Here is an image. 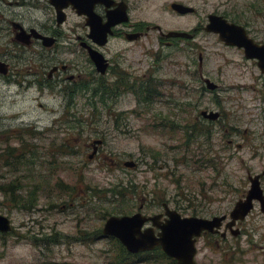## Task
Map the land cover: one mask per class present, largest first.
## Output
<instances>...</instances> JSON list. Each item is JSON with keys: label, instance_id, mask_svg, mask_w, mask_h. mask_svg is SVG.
I'll list each match as a JSON object with an SVG mask.
<instances>
[{"label": "rangeland", "instance_id": "374dc122", "mask_svg": "<svg viewBox=\"0 0 264 264\" xmlns=\"http://www.w3.org/2000/svg\"><path fill=\"white\" fill-rule=\"evenodd\" d=\"M171 3L196 14L179 18ZM134 9V20L150 26L147 36L110 42L106 58L131 64L138 79H152L151 105L145 96L139 104L128 96L109 101L108 110L99 81L70 96L58 86L39 92L36 84L20 89L0 78V216L12 225L11 234L0 235V264H123L115 241L88 242L110 217L134 214L142 201L148 215L161 214L163 204L182 217L228 215L249 190L248 173L261 174L264 166L254 157L264 151L252 150L264 144V75L256 62L201 30L193 41L167 47L152 29L189 34L216 15L264 45V0H136ZM64 49L72 51L63 45L43 51V58L81 63ZM203 79L217 89L206 90ZM205 112L218 113L220 121H206ZM207 129L213 145L200 148L212 136ZM95 142L102 144L93 156ZM128 162L136 168H125ZM241 229L237 241L220 247L203 239L198 263L264 264L258 206Z\"/></svg>", "mask_w": 264, "mask_h": 264}, {"label": "flooded vegetation", "instance_id": "af4514ba", "mask_svg": "<svg viewBox=\"0 0 264 264\" xmlns=\"http://www.w3.org/2000/svg\"><path fill=\"white\" fill-rule=\"evenodd\" d=\"M135 1L136 0H0V41L2 39H6L7 41H5L6 49H0V78L4 80L3 83L5 85H14L20 89L36 84L39 92H42V89L50 90L58 86L62 88L64 93L70 96L84 87L88 91L87 86L99 81L98 91L101 95L100 99L103 101L104 107L108 110H110V106L107 105L109 101L114 103L121 97L128 96L135 97L138 104L140 103L138 99H141L140 95L145 96L149 105H151L153 98L157 97L154 87L149 83L152 82V79H149L148 82L145 79H138L134 76V70L131 64L106 58L107 52L105 50L110 42L133 44L135 41H130L128 38L129 36L142 35L141 38L147 36L150 30L148 27L150 26L146 23L134 20L133 13L135 10ZM172 5L188 7L182 3H171L170 10ZM193 10V13L186 15H179L171 11L177 17L184 18L187 16H195L196 11L195 9ZM209 16H207L204 25L198 24L195 26L203 28L199 30L195 29L189 34L186 33L193 37L191 40L166 39L161 37L160 32L154 28L152 30L159 34L160 39L164 42L163 45L171 47L177 40L193 41L196 38L197 32L200 30L205 34H209L204 31L208 25L207 21ZM64 27H66L67 31H64ZM106 27H109V29H106ZM43 38H45L46 41H44ZM62 44L72 50L64 49V51L71 56L74 55L78 57L81 60L80 64L63 65L59 63L60 61L52 62L43 58L44 52L51 53L60 46H63ZM2 50L4 51L2 52ZM89 51L96 52L102 56L104 60L102 66H104V68H102V66L97 68L96 64L89 56ZM199 63V69L201 71V59H199ZM72 71H75L76 76L70 74ZM261 74L264 75L263 73ZM31 78H34L35 81H31ZM205 80L206 79H203V82L206 90H208ZM64 82H67V84ZM96 93L98 92H95V94ZM211 113L212 112H207L206 115H210ZM212 114H216L217 119L220 117L218 113ZM202 118L206 119V121L208 120L206 117ZM219 121L220 120L215 123ZM208 122L213 121L208 120ZM204 129V127L199 129V141L205 133L203 131ZM206 132L208 134L211 133L212 136L210 139H205V142L202 145L200 144V148L205 144L206 146L213 145L212 142L215 134L213 135L211 129H207ZM227 145L231 147L232 142L228 140ZM90 148L92 152L98 150V146L94 147L93 144ZM237 150L241 151L242 146H238ZM252 150L264 151V144H258L253 147ZM259 154L260 153H256L254 158L261 161V165L264 166V154ZM258 176H260L259 183L264 202V168L260 175L250 176V173H248L247 180L249 182V189L250 180ZM248 191L245 197L238 202L243 201L247 197ZM146 205L147 204L142 201L136 207V212L134 214H129L128 217L135 214H140L146 218L161 216L157 223L164 224L166 221L164 208H169L168 205L163 204L162 213L155 215L146 214ZM235 205L228 215L217 216L225 217L219 233H202L201 237L196 240V264H199L197 261L199 251L206 248V244L202 241L203 239H215L217 247H220V244H226L229 239H232L234 242L237 241L242 235L241 227L245 224V220L255 211L256 206H258L259 212L264 218V210L262 211L258 203H254L253 211L243 221H236L230 229L229 225L232 223L231 213ZM180 217L183 219L195 218L182 217L181 215ZM213 218L215 217L211 219ZM150 228V224L145 226V230ZM154 233L155 236H157L159 231L155 229ZM155 250L157 251L159 249L157 248ZM141 256H144L143 260H148L147 254Z\"/></svg>", "mask_w": 264, "mask_h": 264}, {"label": "water", "instance_id": "95a60500", "mask_svg": "<svg viewBox=\"0 0 264 264\" xmlns=\"http://www.w3.org/2000/svg\"><path fill=\"white\" fill-rule=\"evenodd\" d=\"M171 10L179 15L191 14L193 9L181 5H172ZM208 25L204 29L206 33L218 36L220 42L226 47L236 48L243 51L246 60L257 62V67L264 74V45H257L251 40L245 29L240 26L229 24L224 18L217 16L208 17ZM109 29V27H106ZM160 32V36L166 39H184L191 40L193 37L186 33L171 32L163 35L160 28H156ZM142 35L129 36L130 41H136ZM46 41L45 38H43ZM91 60L96 64L97 68L104 63L102 56L96 52L89 51ZM104 68V66H102ZM206 87L210 91H215L217 87L205 80ZM202 117L214 121L217 119L216 114L206 115L202 113ZM101 142H95L94 146H100ZM96 151H93V156ZM89 157V160L93 158ZM125 168L134 169L135 164L128 162L124 164ZM251 187L247 197L238 202L232 213V223L229 225L231 229L236 221H243L254 209V202H257L262 211L264 210L263 196L260 189L259 177L250 180ZM166 221L164 224L157 223L161 216L146 218L140 214L130 217H111L103 227L102 235L105 238L117 240L121 246L130 255H138L141 253L152 252L156 248H160L163 254L176 262V264H196V240L201 237L202 233L217 234L222 226L225 217L214 218L212 220H202L197 218L183 219L175 211H169L164 208ZM150 223L151 228L143 230L146 224ZM154 229L159 233L155 236ZM12 232L10 221L0 216V235H8Z\"/></svg>", "mask_w": 264, "mask_h": 264}, {"label": "trees", "instance_id": "16d2710c", "mask_svg": "<svg viewBox=\"0 0 264 264\" xmlns=\"http://www.w3.org/2000/svg\"><path fill=\"white\" fill-rule=\"evenodd\" d=\"M18 160L20 161V159H18ZM28 210H29V208H28ZM87 237L88 236H86L85 238H87ZM98 240H101V233L100 232L94 233L92 235V237L89 239L88 242L94 243V242H96ZM116 245H117V247L119 249V252H120V255L118 257V260H120L121 263H123V264H134V262H136L135 261V258L139 259V257H131L130 255H128L125 252V250L120 246V244H118L117 242H116ZM147 255L149 256V257H147L148 260H143V257L144 256H141L140 257L142 262L149 263L150 262L149 260L152 257V260H154V261H161L162 263L166 262L168 264H176L174 261L166 258L162 254V252L160 250L154 251L153 253H148Z\"/></svg>", "mask_w": 264, "mask_h": 264}]
</instances>
